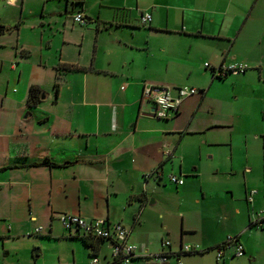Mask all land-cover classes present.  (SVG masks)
Listing matches in <instances>:
<instances>
[{
  "label": "crops",
  "instance_id": "1",
  "mask_svg": "<svg viewBox=\"0 0 264 264\" xmlns=\"http://www.w3.org/2000/svg\"><path fill=\"white\" fill-rule=\"evenodd\" d=\"M0 26V264H114L63 214L122 223L131 264H264V0H0ZM143 81L199 92L160 117Z\"/></svg>",
  "mask_w": 264,
  "mask_h": 264
},
{
  "label": "built area",
  "instance_id": "2",
  "mask_svg": "<svg viewBox=\"0 0 264 264\" xmlns=\"http://www.w3.org/2000/svg\"><path fill=\"white\" fill-rule=\"evenodd\" d=\"M74 19L82 24L86 22L82 13L75 14ZM151 19L152 15L148 12L141 16V21L145 25ZM204 65L210 67L209 62H205ZM247 68L248 65L242 62L222 64L214 68L213 75L215 77H224L229 73H243ZM198 92V88L187 84L172 86L143 81L140 97L142 101H148L153 104L154 112L158 116L167 117L178 112L180 104L186 97ZM169 179L176 184L181 185L184 183L183 177L176 174H169ZM254 193H256V190L250 192L248 200H252ZM260 214H263L262 216L264 217V209ZM62 223L66 230L71 231L75 229L78 235L102 238L108 241L110 243L112 257L117 264H131L136 257L144 256L137 252V245L127 241L130 230L120 222L110 224L104 219L86 220L80 215L63 214ZM252 224L261 227L263 226V221L262 219H258L252 222ZM36 230H40V227ZM163 244L170 245V241L165 240ZM228 249H233L234 256L237 257L243 256L245 252L243 244L235 236H229L226 242L217 247V257H223ZM199 251H202V248L197 243H185L181 245L180 250L177 253H173L176 257L174 264H183L179 258L181 253ZM153 257L161 263H167L169 261V256L164 253L156 254ZM99 262V257L96 254H92L90 264H100Z\"/></svg>",
  "mask_w": 264,
  "mask_h": 264
},
{
  "label": "trees",
  "instance_id": "3",
  "mask_svg": "<svg viewBox=\"0 0 264 264\" xmlns=\"http://www.w3.org/2000/svg\"><path fill=\"white\" fill-rule=\"evenodd\" d=\"M40 100V89L36 86H32L29 91V96H28V103L30 105H35L38 103ZM85 242L86 244L91 248V249H96L98 245L104 241L102 238H93L91 236H86V235H79ZM114 264H117V262H114Z\"/></svg>",
  "mask_w": 264,
  "mask_h": 264
},
{
  "label": "water",
  "instance_id": "4",
  "mask_svg": "<svg viewBox=\"0 0 264 264\" xmlns=\"http://www.w3.org/2000/svg\"><path fill=\"white\" fill-rule=\"evenodd\" d=\"M2 30H8V29H7V28H3V27L0 26V32H1ZM42 97H44V95H42ZM154 110H155V109L153 108V109H152V112H154Z\"/></svg>",
  "mask_w": 264,
  "mask_h": 264
},
{
  "label": "rangeland",
  "instance_id": "5",
  "mask_svg": "<svg viewBox=\"0 0 264 264\" xmlns=\"http://www.w3.org/2000/svg\"><path fill=\"white\" fill-rule=\"evenodd\" d=\"M258 127H260V126H259V122H258ZM109 253H110V255L112 256V254H111V249L108 250V254H109Z\"/></svg>",
  "mask_w": 264,
  "mask_h": 264
}]
</instances>
